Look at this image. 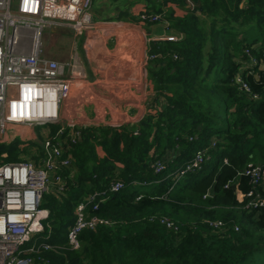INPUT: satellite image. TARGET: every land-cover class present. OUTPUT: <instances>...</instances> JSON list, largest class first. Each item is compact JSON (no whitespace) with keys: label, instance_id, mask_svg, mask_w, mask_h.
Segmentation results:
<instances>
[{"label":"trees","instance_id":"obj_1","mask_svg":"<svg viewBox=\"0 0 264 264\" xmlns=\"http://www.w3.org/2000/svg\"><path fill=\"white\" fill-rule=\"evenodd\" d=\"M167 1L176 8L165 17L182 37L155 42L151 50L164 55L154 79L167 103L138 123L82 129L71 142L74 160L60 171L67 190L61 197L45 194L50 217L39 242L66 244L84 197L108 190L116 178L124 187L109 191L98 209L89 205L109 222L83 230L79 250L41 253L48 264H264V206L245 208L252 186L238 174L264 164V0H195L194 10ZM239 72L260 99L240 89ZM10 147L1 145L0 153ZM199 150L204 162L177 177ZM160 161L164 169L157 172ZM73 162L78 168L71 177ZM213 220L230 229L222 232Z\"/></svg>","mask_w":264,"mask_h":264},{"label":"built area","instance_id":"obj_2","mask_svg":"<svg viewBox=\"0 0 264 264\" xmlns=\"http://www.w3.org/2000/svg\"><path fill=\"white\" fill-rule=\"evenodd\" d=\"M172 1H184L191 10L197 7L195 0ZM92 4L93 0H0V134H9L10 124L32 128L60 123L62 107L71 96L78 66L75 60L63 61L47 56L43 32L48 27H70L79 34L92 29ZM161 16L153 15L151 19L157 21ZM167 40L178 39L170 36ZM244 52L251 57L253 66L257 65L251 50L246 48ZM173 57L178 56L173 54ZM245 68L248 66L242 67ZM236 80L241 90L254 100L260 99L242 72ZM45 130L39 163L22 160L0 164V264H38L37 255L41 259L39 264H48L40 254L57 251V246L38 241L50 217V210L43 206V201L49 192L58 197L65 195L67 181L60 171L71 166V142L75 143L78 138L74 135L68 143L64 138V125L56 134H52L49 128ZM204 158V151H197L194 161L176 176L201 165ZM162 169L164 162L160 161L156 171ZM238 174L247 176L252 186L246 194L249 201L245 208L264 206V164H249ZM123 187L124 183L116 178L108 190L88 194L75 207V221L67 235L69 248H81L79 236L83 230H94L99 224L109 222L91 214L89 205L98 209L109 191L117 192ZM162 222L173 225L167 218ZM210 224L222 232L230 229L223 220H213ZM233 229L239 231L240 226L235 224Z\"/></svg>","mask_w":264,"mask_h":264},{"label":"crops","instance_id":"obj_3","mask_svg":"<svg viewBox=\"0 0 264 264\" xmlns=\"http://www.w3.org/2000/svg\"><path fill=\"white\" fill-rule=\"evenodd\" d=\"M167 2V0H154V2L152 0H93L91 13L94 26L80 37V41H73V46L81 57L88 56L90 71L93 74L89 82L98 85L99 88L96 90L106 93L108 97H111L108 94L109 90L122 91L123 98L113 97L110 100L115 106L127 109L126 115L132 117L134 123H138L147 113V106L151 108L153 105L162 103V97L156 88L154 70L159 67L160 63L162 64L161 60L164 59V55L162 56L161 52L151 51L153 43L167 40L170 36L176 39L182 37L181 33L170 27L165 17L167 7L176 8L175 5ZM160 14L162 16L159 20L151 19L153 15ZM68 33L64 30L62 36L65 38ZM120 33L128 36L124 45L127 53L121 55V59L116 58V67L114 66L115 60L111 62L109 55H106L104 63L102 54H96L93 57L89 55L90 51L94 52L92 48L94 44L89 39L105 37L107 40H117V35ZM106 48L110 50L108 45ZM19 126L21 127H16L11 131L14 135L21 134L23 137L30 132L34 133L35 127ZM27 128L28 133L24 131ZM55 246L58 247L57 250L69 248L67 241L64 245Z\"/></svg>","mask_w":264,"mask_h":264},{"label":"rangeland","instance_id":"obj_4","mask_svg":"<svg viewBox=\"0 0 264 264\" xmlns=\"http://www.w3.org/2000/svg\"><path fill=\"white\" fill-rule=\"evenodd\" d=\"M152 1L154 2V0ZM172 9L173 8L167 7L166 12ZM202 12L203 11H199L198 13L202 14ZM247 27L248 26H244L242 27V29H247ZM64 30L69 32L67 35H65L67 41H65V38L62 36V32ZM84 34H86V32L79 34L70 27H59L58 29L48 27L44 30L42 41L45 49V54L47 56H51L53 58H57L63 61L75 60L76 65L78 66L76 70L77 72H75L76 75L73 90L70 98L64 103L62 107V117L60 123L47 124L45 126H36L34 133L30 132V134L28 135L24 133L25 136L23 137H21V134L14 135V133L11 132L16 127L19 128L21 126L16 124H10L8 129L9 134H0V146H11L4 153H0V164L5 163V160L9 158L11 159L9 160L10 162H17L22 160H35L39 163V160L42 156L41 151L45 135L43 131L46 132V128H49L52 134H56L59 127L64 125V127H66V129L68 130L67 134L64 135V138L68 143H70L71 138L74 135L77 136L74 138H81V131L85 128H99L108 126L118 127L121 124L133 123V118L126 115L127 109L115 106L114 102L110 100L113 97H117L119 99L123 98L124 93L122 91L116 89L113 91L109 90L108 94H110L111 97H108L106 93H102L96 90L97 88H99L98 85H94L89 82L90 80H92L93 74L90 71L88 56H86V58L81 57V55L77 52L75 46H73V41H80V37H82ZM244 34L245 30H242V33L238 35V39H244L246 35ZM125 35L127 34H118L117 40H107V38L105 37H97V39L93 37V39L91 38L92 40L89 39L94 44L92 47L94 49V52L90 51L89 55L93 57V55L102 54L103 63L104 59H106V55H109L111 62L115 60L114 66L116 67V58L119 57L121 59V55L123 56L127 53L126 49H124V45L126 44L128 36ZM254 36L255 34H252V31H250L249 40H252ZM107 45L110 47V50L106 48ZM105 48L107 49V51ZM113 48L114 50H112ZM230 49L232 51H235L233 46H231ZM141 51L143 52L142 47ZM71 71L74 72L73 69ZM161 102V104L153 105L151 108L155 106L163 107L167 103L164 97L161 98ZM149 109L150 108L147 106V113ZM147 113H145L143 117ZM28 128L24 129V131H26L27 133L29 132ZM95 132H97L99 139H101V132ZM10 150L18 152L17 159L14 157V152L9 153ZM77 168V164L73 162V165L70 168L71 177H74V174H76L77 172ZM240 216L241 213L238 214V217Z\"/></svg>","mask_w":264,"mask_h":264},{"label":"water","instance_id":"obj_5","mask_svg":"<svg viewBox=\"0 0 264 264\" xmlns=\"http://www.w3.org/2000/svg\"><path fill=\"white\" fill-rule=\"evenodd\" d=\"M214 193V189H212L211 191H210V194L212 195Z\"/></svg>","mask_w":264,"mask_h":264}]
</instances>
